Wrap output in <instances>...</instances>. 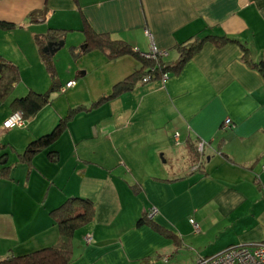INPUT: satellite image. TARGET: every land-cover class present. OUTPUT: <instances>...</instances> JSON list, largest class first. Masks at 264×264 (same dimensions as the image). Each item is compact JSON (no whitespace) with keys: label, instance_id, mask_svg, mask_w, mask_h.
<instances>
[{"label":"crops","instance_id":"0c3cea01","mask_svg":"<svg viewBox=\"0 0 264 264\" xmlns=\"http://www.w3.org/2000/svg\"><path fill=\"white\" fill-rule=\"evenodd\" d=\"M0 21L9 25L6 36L25 40L13 39V46L0 31V59L17 72L0 95L7 102L0 124L18 97L14 91L44 93L53 83L23 126L0 128V258L54 244L53 211L72 197L88 201L91 216L73 231L67 264L165 263L188 238L196 241L191 264L228 246L264 241V77L251 66L264 63V0H0ZM85 30L125 41L137 53L152 43L170 66L178 45L195 37L230 41L204 40L165 78H138L96 102L148 64L142 68L131 53L108 58L102 48H86ZM46 41H62L73 60L62 80L45 74L46 63L53 67V53L43 59L40 52ZM33 66L44 77L20 95L22 73ZM71 79L74 85L60 92ZM69 113L54 141L28 160L20 157ZM224 118L229 126H221ZM199 140L205 144L192 169ZM152 207L153 226L137 225Z\"/></svg>","mask_w":264,"mask_h":264},{"label":"trees","instance_id":"16d2710c","mask_svg":"<svg viewBox=\"0 0 264 264\" xmlns=\"http://www.w3.org/2000/svg\"><path fill=\"white\" fill-rule=\"evenodd\" d=\"M0 26L6 27L9 25L0 21ZM204 40L210 41L215 46H221L225 42L230 41V39L225 36L208 35L202 38L195 37L190 42L188 41L184 44L178 45L179 57L174 66H170L166 64L164 65V62H162L160 59H156V61H154L142 57L125 41L111 40L105 37V35L97 34L90 30H85L86 48H102L106 50V55L108 58H115L126 53H131L135 55L144 65L148 64V67L154 66L153 75H158L163 72L165 73L167 69L170 68H179L187 58H189L199 49ZM247 55V50L243 48L242 58L245 61H248L249 59ZM251 66L256 68L264 77V63L262 61L254 62L251 64ZM148 67L144 69V73L148 70ZM140 75L141 73L138 74V72L135 71L131 75L125 77L123 80L115 83L111 93L108 95H103L96 102L110 98L118 90L128 89L133 85V81L135 79L134 77L138 76L140 78ZM16 76L17 72L15 67L0 59V95L9 89L11 82L15 80ZM52 88L53 83L44 93H37L29 90L25 95L14 97L10 103L12 105V111L19 110L23 118L26 119L28 116L35 113L47 101L48 92ZM69 115L70 113L60 119L48 132L30 140L25 145L23 151L19 154L20 157L23 158V160H28L32 154L38 152L43 147L54 141L63 125H65V121ZM3 156L4 155H0V160L4 159ZM46 157L53 159L55 154L53 151H48L46 152ZM73 201H79L80 204L74 206L72 205ZM53 212L55 213L54 219L57 222L58 229V238L54 244L20 255H9L4 258H0V264H67L71 260L72 233L76 227L90 218V204L88 201L81 198L72 197L66 200ZM136 224H146L153 226L152 221L146 219L144 214L138 218ZM167 236L170 237V234H167Z\"/></svg>","mask_w":264,"mask_h":264},{"label":"built area","instance_id":"2783aa9c","mask_svg":"<svg viewBox=\"0 0 264 264\" xmlns=\"http://www.w3.org/2000/svg\"><path fill=\"white\" fill-rule=\"evenodd\" d=\"M145 34L148 35L147 30H145ZM135 50V49H134ZM139 53V52H138ZM165 51L161 49H157L152 43L149 45V50L147 52H141L139 55L146 59H151L156 61V59H160L165 55ZM154 73V66L148 67V70L140 77V82H145L152 78ZM159 76L161 78L166 77V73H160ZM74 85V80H67L64 82L62 86L59 87V91L63 92L65 89L72 87ZM19 116V119L16 117ZM25 124V119L23 118L21 112L19 110H15L10 112L0 124V128L2 131H7L12 128L21 127ZM230 119L224 118L221 126L226 127L229 126ZM173 141L176 142L177 133L173 134ZM205 141L199 140L195 145V152L197 157L192 164V169L196 168L199 164V157L202 153L203 146ZM156 212V209L152 207L149 209L145 217L148 220H151V217ZM192 225L193 229L196 230V224L192 219L188 220ZM89 239V238H88ZM87 239V240H88ZM192 264H264V241H259L251 245H234L228 246L221 250L220 252L209 255V256H197Z\"/></svg>","mask_w":264,"mask_h":264},{"label":"rangeland","instance_id":"374dc122","mask_svg":"<svg viewBox=\"0 0 264 264\" xmlns=\"http://www.w3.org/2000/svg\"><path fill=\"white\" fill-rule=\"evenodd\" d=\"M0 31L1 32L4 31L5 36H6L7 30H5V27L0 26ZM6 37H8V39L12 42V43L11 42L10 43L13 46H15V43H16L15 41H13V39L16 40V41H18V42H20L21 45L25 44V40H23L22 38H20V36L18 34H16V33H13V35H7ZM79 47H81V46H79ZM42 48H43V46L40 47V52L43 54V59H46L47 56H46L45 52L42 51ZM51 57L53 59V63H52L53 67L51 68L50 65H48L47 63L45 64L46 65V68L48 70V71H46V69H45V74H46L47 78L50 80V78L52 76H54V78H56V79H58V78H61V80L64 79L65 78L66 71L68 70L67 69L68 62H72L73 63V60L70 57V54H69V51H68L67 47H64V46L59 47L57 50H55L53 52V54H52ZM29 58H30L31 63H32V56L30 55ZM139 65H141L142 68H145L146 67V65H144L140 60H139ZM35 70L36 69L33 66V67L30 68V70H27L26 71V74L25 73H22L23 82H21V81L18 82L22 86V91H21L20 95L26 93V90H27V87L26 86L27 85L30 84V85L36 86V84H38V85L40 84V81L44 77V74L41 73L42 74V78H41V74L40 73H37ZM138 78L139 77L136 76V78L134 79V81L136 82V79H138ZM15 92L16 91H14V93H12L13 95H11V97L19 96V95H15ZM54 94H57V93L55 92ZM6 105H7V102L0 101V112L3 109H5ZM157 159L159 161H161L163 159V157H162V155L160 153H158ZM169 163H170V161H168L166 159L165 165H168ZM120 178L122 180H124V182L126 181V182L129 183V180L132 177L130 176L129 172H122V174L120 175ZM130 184H131V186H133L134 183H132V181H130ZM188 235H190V234H188ZM195 243H196L195 239L192 240L191 238H188L187 241H186V243L184 244L185 247H182L181 251L178 250L175 253H173L172 256L168 259L167 262L162 263L161 261H159L160 258L157 259L154 262H157L159 264H188L189 255H190L189 254L190 253L189 251L190 250H193L194 248H196V244ZM157 257H158L157 254H153L151 256V259L154 260Z\"/></svg>","mask_w":264,"mask_h":264},{"label":"water","instance_id":"95a60500","mask_svg":"<svg viewBox=\"0 0 264 264\" xmlns=\"http://www.w3.org/2000/svg\"><path fill=\"white\" fill-rule=\"evenodd\" d=\"M61 44H62V41H46L45 45L42 48V51L43 52L48 51L50 54H52Z\"/></svg>","mask_w":264,"mask_h":264},{"label":"clouds","instance_id":"9594fccd","mask_svg":"<svg viewBox=\"0 0 264 264\" xmlns=\"http://www.w3.org/2000/svg\"><path fill=\"white\" fill-rule=\"evenodd\" d=\"M16 118L19 119V116H17Z\"/></svg>","mask_w":264,"mask_h":264}]
</instances>
